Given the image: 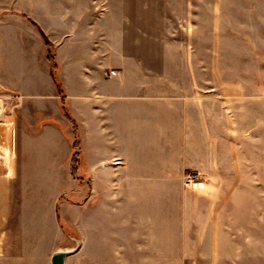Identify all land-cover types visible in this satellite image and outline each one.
Segmentation results:
<instances>
[{
    "label": "crops",
    "instance_id": "1",
    "mask_svg": "<svg viewBox=\"0 0 264 264\" xmlns=\"http://www.w3.org/2000/svg\"><path fill=\"white\" fill-rule=\"evenodd\" d=\"M194 10L0 0V264H262L264 0Z\"/></svg>",
    "mask_w": 264,
    "mask_h": 264
},
{
    "label": "rangeland",
    "instance_id": "2",
    "mask_svg": "<svg viewBox=\"0 0 264 264\" xmlns=\"http://www.w3.org/2000/svg\"><path fill=\"white\" fill-rule=\"evenodd\" d=\"M150 2V6L155 7L156 9L159 8V10L164 9L166 10L167 15L171 16H178L179 13H184L186 7H192L194 8L197 12V16L194 18V21L197 22L198 27H197V38L199 40L198 42V50H199V55L201 58H205V46H204V40L206 38V33L210 31V26H211V17H212V8L214 7V19L215 17L218 19L220 16V0H148ZM135 4L138 3L140 5V0H134ZM220 20V17H219ZM1 103V101H0ZM2 105V104H1ZM2 107V106H1ZM12 115V112L6 110L4 111L2 108L0 110V122L4 121V118L10 119ZM189 173H198L199 176L195 177L193 180V184L187 185L186 183V175ZM184 185L192 190H197L198 188H204V186H200L198 184L205 182V178L201 171L199 170H190L188 171L183 178ZM198 183L195 184L194 183ZM263 216H264V192H263ZM262 233H263V238H262V264H264V218L262 222ZM214 264H226L225 262L222 261V258L219 256H214L212 259ZM199 262L201 264H209L211 262L210 257H201L199 258ZM248 262L247 264L251 263Z\"/></svg>",
    "mask_w": 264,
    "mask_h": 264
},
{
    "label": "water",
    "instance_id": "3",
    "mask_svg": "<svg viewBox=\"0 0 264 264\" xmlns=\"http://www.w3.org/2000/svg\"><path fill=\"white\" fill-rule=\"evenodd\" d=\"M76 250L77 247L57 250L53 255L52 264H65L66 257Z\"/></svg>",
    "mask_w": 264,
    "mask_h": 264
},
{
    "label": "built area",
    "instance_id": "4",
    "mask_svg": "<svg viewBox=\"0 0 264 264\" xmlns=\"http://www.w3.org/2000/svg\"><path fill=\"white\" fill-rule=\"evenodd\" d=\"M112 75H114V74H116V70H111V72H110ZM199 176V174L198 173H189V174H187L186 175V183H187V185H189L190 183L191 184H193L192 182L194 181L193 179L195 178V177H198ZM200 183V182H199ZM195 184H198V183H194V185Z\"/></svg>",
    "mask_w": 264,
    "mask_h": 264
},
{
    "label": "trees",
    "instance_id": "5",
    "mask_svg": "<svg viewBox=\"0 0 264 264\" xmlns=\"http://www.w3.org/2000/svg\"><path fill=\"white\" fill-rule=\"evenodd\" d=\"M47 43H49V45L51 47V44H50V42L48 40H47ZM49 58H50V60L52 62L53 68L55 69L56 68V61H55V57H54V55H53L51 50H49Z\"/></svg>",
    "mask_w": 264,
    "mask_h": 264
},
{
    "label": "bare ground",
    "instance_id": "6",
    "mask_svg": "<svg viewBox=\"0 0 264 264\" xmlns=\"http://www.w3.org/2000/svg\"><path fill=\"white\" fill-rule=\"evenodd\" d=\"M0 110H1V105H0ZM199 183V182H198ZM198 185H200V186H204V184L203 183H200V184H198Z\"/></svg>",
    "mask_w": 264,
    "mask_h": 264
}]
</instances>
